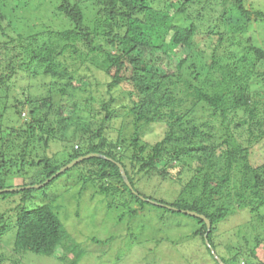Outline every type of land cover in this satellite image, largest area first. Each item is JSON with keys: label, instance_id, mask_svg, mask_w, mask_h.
Instances as JSON below:
<instances>
[{"label": "trees", "instance_id": "1", "mask_svg": "<svg viewBox=\"0 0 264 264\" xmlns=\"http://www.w3.org/2000/svg\"><path fill=\"white\" fill-rule=\"evenodd\" d=\"M224 1L235 6L239 13L247 17V21L252 20L253 14V20L264 22V10L255 9L252 0H52V18L63 21L58 30L44 23L38 26L33 23L25 26L27 33L17 32L13 36L2 25V21L10 16L3 11L7 6L5 0H0V35L3 37L0 38V87L6 88L14 74L22 73L20 75L29 80L38 78L36 89L39 90L36 100L15 99L12 106L17 118H20L24 108H27L29 115V121H25L23 127H11L10 132L15 137L24 136L18 154L10 155L16 147L14 137L3 136L5 128L1 122L8 121L3 120L7 106L0 111V201L5 204L9 198L19 197L15 207L0 212V240L3 241L4 232L12 233V237L7 239L14 254L23 257L31 252L50 256L57 246H61L74 255L70 264L81 257V249L69 239L53 210V196L33 193L36 189L46 188L85 161L89 164L84 169L87 174L82 173L83 170L78 171L79 175H84L83 183L100 182L98 190L101 192L113 197L115 193L122 197L126 195L143 207L146 203L153 204L145 199H155L144 195L136 187L141 174H159L166 178L171 174L169 169L184 167L183 158H188V161L195 157L197 164L194 167L188 165L187 170H193L197 179L189 181L184 189L192 188L197 193L190 199L180 197L165 204L178 210L153 205L170 213H183L180 210L185 209L203 214L210 221L208 232L202 219L184 213L196 220L199 227L194 233L200 235L205 244L207 240V245L211 247L218 222L234 210V202L236 207L249 212H258L260 207H264V161L254 165L249 160L254 141L264 138V88L263 93L255 94H251L249 88L250 73L253 72L264 85V71L254 70L255 62L264 59V45H252L248 40L234 41L233 36H225L221 30L214 31L218 24L200 31L194 23L185 26L176 22L179 15L188 9L197 12V17L201 18L205 8L213 3L222 6ZM83 3L92 6L90 16ZM16 6L17 3H14V8ZM219 21L222 22V16ZM6 26L10 27V21ZM212 35H217V43L213 45L214 50L204 69L195 62L184 69L191 52H199L198 48L194 49L198 36ZM222 45L225 47L222 57H227L229 62L232 60V65L220 64L215 56L216 48ZM81 46L85 47L86 52L81 50ZM235 48H241L242 56L236 54ZM148 50H160L167 57L164 61L167 65L171 64L170 54H179V59L168 67L162 66L161 58L154 63L136 53ZM88 54H91V61L98 63L96 68L105 77V81L96 82L104 87L106 94L105 98L100 99L98 110L91 105L94 96L89 87L76 84L83 78L81 66ZM238 68L244 74L238 72ZM202 70H206L204 77ZM208 74L218 77L213 81ZM78 91L87 95H78ZM62 109L93 112L89 122L83 123L77 130L94 131L98 142L81 141L80 146H74L71 139L65 137L70 128V117L62 116ZM120 110L123 113H118ZM101 114L95 121L94 116ZM118 115L130 117L133 132L129 137L120 133L114 141L108 142L104 133L111 118ZM56 116L61 124L59 128L53 127L58 121ZM162 118H165L166 128L163 137L154 143L143 141L142 127ZM95 122L98 125L93 129ZM57 129L60 136H57ZM217 131L222 134L220 141H214L213 133ZM244 133L245 139L236 144V135ZM56 142L63 151L60 150L55 157L35 160L26 156L29 143L35 148H49ZM82 147L84 152H81ZM88 153H100L105 157L83 159L50 178L63 165ZM118 163L122 165L131 188L124 182ZM10 167L15 168L17 174L25 167L31 168L32 173L33 169L40 170L42 178L36 180L34 171V175L31 174L24 184L17 186L23 188L1 191L12 188L6 183ZM198 177L202 179L200 184ZM235 177L237 188L231 182ZM46 179L49 181L44 183ZM35 183L44 185L26 187ZM231 190L236 201L228 193ZM156 202L164 204L160 200ZM129 210L133 215L137 211L132 207ZM256 216L259 222L264 221V215L258 213ZM8 240L5 245L9 244ZM93 241L99 242L96 239ZM255 242L257 245L261 243L258 236ZM249 256L256 258L252 250ZM220 259L228 264L223 257ZM2 261L0 255V264H3ZM10 261L11 264L20 263L18 257Z\"/></svg>", "mask_w": 264, "mask_h": 264}, {"label": "rangeland", "instance_id": "2", "mask_svg": "<svg viewBox=\"0 0 264 264\" xmlns=\"http://www.w3.org/2000/svg\"><path fill=\"white\" fill-rule=\"evenodd\" d=\"M51 1L5 0L7 6L4 7L3 11L10 16V18L8 17L2 21L5 31L13 36L17 32L27 33L25 26L28 27L33 25V23L36 26L44 23L49 25L51 29L58 30L63 21L60 18H52L53 15L50 13L52 10ZM252 2V6L255 9L259 8L264 10V1L256 2L252 0ZM14 3H17L16 8H14ZM248 3L250 4V1ZM83 6L90 16L92 6L86 3H83ZM13 8L14 10H12ZM202 13L203 16L198 18L197 12L188 9L186 13L179 15L176 22L185 26L194 23L200 31H205L208 27L218 24V28L214 27V31L221 30L225 36H233L234 41L248 40L252 45H264V22L253 20L255 18L253 14L251 15L252 20L249 22L247 21V17L239 13L235 6L230 5L227 1H224L222 6L213 3L209 8H205ZM218 16L219 18L222 16L221 23L219 18H217ZM8 21H10L11 28L6 26ZM87 22L89 23V19ZM248 27H251L249 31ZM0 38L3 37L0 35ZM216 43L217 35L208 37L198 36L194 49L198 48L197 50L199 52L197 53L196 50L191 52L184 69L190 67L193 62L204 69L205 64L210 59V55L214 50L213 45ZM80 48L83 52H86L85 47L81 46ZM224 49V45L222 47L220 46V48L218 46L215 56L218 57L220 64L232 65V60L229 62L227 57H222ZM202 51L203 53L201 55L200 52ZM234 51H237L236 54L242 56L241 48H235ZM136 53L146 60H152L154 63L161 58L163 65L161 62L158 63L168 67L176 64L179 59V54H170L171 61L169 62L171 64L167 65L164 62L167 60V57L163 56L160 50L137 51ZM89 56L91 54H88L85 63L81 66L83 78L76 84L89 87L91 95L94 96L91 105L98 110L99 101L105 98L106 94L104 93V87L96 82L105 81V77L96 68L98 63L91 61ZM249 58H252V56H249ZM87 68L90 69L87 70ZM238 69V72L242 74V70L240 68ZM254 70L264 71V59H259L255 62ZM202 72V77H204L206 70H202ZM20 74H14L13 79L6 88L0 87V111L7 106L6 115L3 120H8L7 122L3 120L1 122L5 128L3 136L7 138L14 137L13 143L16 146L10 152V155L18 154L20 151L18 147L24 140V136L15 137V134L10 132L12 131L11 127H23V123L29 121L27 108L22 110L20 118L15 116L16 112L12 108L16 102L15 99L21 101L25 99L36 100L39 93V90L36 89L38 78L29 80ZM250 76L249 88L251 94H255V92L263 93L264 85L261 78H258L255 72L253 74L250 73ZM217 77L216 74L215 76L210 75L213 81ZM200 82L201 80L198 81V83ZM77 94L81 96L87 95L86 92L81 93L80 91ZM118 113H123V110H120ZM61 115H68L70 117V128L65 137L71 139L74 146L76 144L80 146L81 141L93 144L98 142V137H96L94 131L77 130L81 128L83 123L89 122V117L93 115V112L89 113L79 109L71 112L69 109H62ZM102 115L94 116L95 121H98L97 119ZM204 115L207 117L206 113ZM56 118L58 121L55 122L53 127L57 126L59 128L58 126H61V124L59 118L57 116ZM129 118L128 116L123 117L122 115L111 118L104 133L108 142L114 141L120 133L125 137L131 135L134 126L132 120ZM97 123L95 122L93 124V129L98 125ZM142 128H144L142 140L154 143L164 135L166 129L165 118ZM56 133L57 136H60L59 130ZM213 134L214 141H220L222 139V134L219 131ZM245 137L246 133L236 135V144L242 142ZM60 146L56 142L52 143L49 148H35L29 143L27 146L28 150L26 149V156L30 159L35 158V160L47 156L55 157L54 155L60 154V150L63 151ZM83 149L84 147H82L81 152H84ZM216 156H218L217 153ZM187 159H182L184 167L176 166L169 169L171 174L167 175L166 178L159 174H151L150 176L141 174L139 176L141 178H138L139 181L136 187L144 195L151 196L155 199L153 201L160 200L164 204L174 202L180 197L190 199L193 194L197 193V190L192 188L184 189V187L188 185L189 181H196L197 178H195L193 170L188 171L187 169L188 165L194 167L198 161L195 157L188 161ZM214 160L216 159L214 158ZM249 160L254 165H259L264 161V138L254 141L251 154H249ZM127 162L129 161L127 160ZM88 165V161H85L71 168L68 173L63 174L61 178H58L49 186H46V188L36 189L35 193H33L38 196L49 193L53 196L54 200L51 203L53 210L64 226L69 239L75 245H78L83 253H81V257L74 264H220L217 257H223L228 261V264H264V221L259 222L260 220L256 216L258 213L264 215V207H260L258 212H249L245 208L236 207V203L234 202L232 207L234 210L229 212L225 219H221L218 222L215 239L212 241L213 246L211 247L207 243L205 244L200 235L194 233L199 227V224L194 218L184 213H170L160 206L149 203L141 207L134 201L129 200L128 196L125 195L122 197L119 193H115V197L110 196L98 190L100 182L97 181L83 183L84 175H79L80 173L78 174V171L83 170L81 172L87 174L84 169ZM8 170L9 176L7 177L6 183L12 185V188L24 184L34 171L37 174L35 176L36 180L42 178L40 170L33 169L32 173V169L28 167L22 168L18 174L15 168L10 167ZM77 174L79 176L75 177ZM198 180V184L202 183L201 178L198 177ZM231 182L233 187L237 188V177L233 178ZM228 193L232 197L235 196L233 190L228 191ZM234 198L236 201V197ZM18 202V196L9 198L5 204L0 201V212L4 209L15 207ZM131 207L137 210L134 215L129 210ZM257 236L261 240L259 245L255 242ZM11 237L12 233L7 231L2 234L3 241L0 240L2 247L0 249V255L3 257V264H11L10 260L16 259L17 257L20 261L19 264H70L74 260V255L71 251L63 249L61 246H57L50 256L27 252L22 257L14 254L11 250L10 241L8 240ZM95 239L99 242L93 241ZM6 240L9 241L8 245H5ZM240 248L241 251H239ZM251 250L255 253L256 258L249 256Z\"/></svg>", "mask_w": 264, "mask_h": 264}, {"label": "water", "instance_id": "3", "mask_svg": "<svg viewBox=\"0 0 264 264\" xmlns=\"http://www.w3.org/2000/svg\"><path fill=\"white\" fill-rule=\"evenodd\" d=\"M92 156L105 157L104 155H102V154H100V153H88V154H85V155H81V156H79V157H77V158L71 160V161H70L69 163H67L66 165L62 166V167H61L58 171H56V172H55L50 178H52V177H54V176H56V175H58V174L64 172L65 170H67L68 168L72 167V166L75 165L76 163L82 161L83 159H86V158H89V157H92ZM118 166H119L120 173H121V175H122V178H123L124 182H125L130 188H131L130 183H129V181H128V178H127V176H126V174H125V172H124V169H123L122 165L118 163ZM48 181H49V179H46L44 183H46V182H48ZM44 183L35 184V185H32V186L27 185L26 187H27V188H29V187H40V186H43ZM21 188H23V187L6 188V189H3V190H1V191L14 190V189H21ZM140 197H141V196H140ZM141 198H143V197H141ZM143 199H145V198H143ZM145 200H148V201L152 202L153 204H157V205H161V206H166V207L171 208V209H176V208H173V207H171V206H168V205H165V204H162V203H159V202L153 201V200H149V199H145ZM176 210H178V209H176ZM180 211L183 212V213H185V214H187V215L195 216V217H198V218L202 219V220L205 222L206 226H207V231H206V232L209 231V229H210V221H209V220H208L203 214H199V213H197L196 211L185 210V209L180 210ZM205 236H206V234H205ZM206 243H208L207 240H206ZM215 256H216V255H215ZM216 257H217V256H216ZM217 259H218V261L220 262V264H225V263L222 262V260H221L219 257H217Z\"/></svg>", "mask_w": 264, "mask_h": 264}]
</instances>
